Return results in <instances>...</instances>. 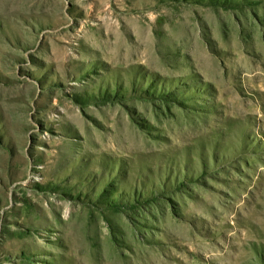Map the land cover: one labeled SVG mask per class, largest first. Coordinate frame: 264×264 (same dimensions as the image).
I'll list each match as a JSON object with an SVG mask.
<instances>
[{
    "label": "rangeland",
    "instance_id": "1",
    "mask_svg": "<svg viewBox=\"0 0 264 264\" xmlns=\"http://www.w3.org/2000/svg\"><path fill=\"white\" fill-rule=\"evenodd\" d=\"M147 262L264 264V0H0V264Z\"/></svg>",
    "mask_w": 264,
    "mask_h": 264
},
{
    "label": "bare ground",
    "instance_id": "2",
    "mask_svg": "<svg viewBox=\"0 0 264 264\" xmlns=\"http://www.w3.org/2000/svg\"><path fill=\"white\" fill-rule=\"evenodd\" d=\"M143 250V249H142ZM146 252V251H145ZM145 259V258H144ZM154 260V259H153ZM156 261V260H155ZM159 261V260H158ZM148 263V262H147ZM152 262H150V263H148V264H151ZM154 263V262H153ZM160 263H162V262H160ZM156 264V263H155Z\"/></svg>",
    "mask_w": 264,
    "mask_h": 264
}]
</instances>
